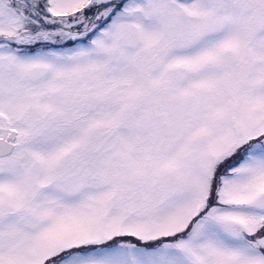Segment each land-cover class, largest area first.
<instances>
[{"label":"snow or ice","instance_id":"6c2138e0","mask_svg":"<svg viewBox=\"0 0 264 264\" xmlns=\"http://www.w3.org/2000/svg\"><path fill=\"white\" fill-rule=\"evenodd\" d=\"M0 264H264V0H0Z\"/></svg>","mask_w":264,"mask_h":264}]
</instances>
